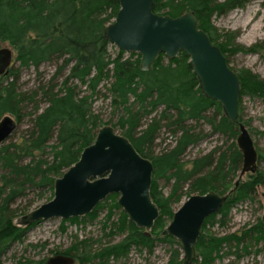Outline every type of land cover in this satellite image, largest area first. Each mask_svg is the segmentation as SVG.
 Segmentation results:
<instances>
[{"label": "trees", "instance_id": "obj_1", "mask_svg": "<svg viewBox=\"0 0 264 264\" xmlns=\"http://www.w3.org/2000/svg\"><path fill=\"white\" fill-rule=\"evenodd\" d=\"M243 3L244 0H155L152 12L171 18L192 13L199 29L228 63V53H255L256 47L229 50L213 38L214 29L209 23L214 15H223ZM118 9V0H0V44L11 47L18 64L0 76V119L10 115L18 127L28 119L26 129L0 146V256L36 225H15L17 211L12 206L30 193L39 199L50 193V201L55 180L78 161L81 152L94 142L98 129L110 125L129 140L141 157L151 161L150 196L159 216L147 237L127 219L117 204V195H111L92 213L63 220L60 227L64 229L67 222L93 221L104 212L102 239L118 235L122 239L106 245L75 240L57 255L72 258L73 264H111L126 258L132 248L151 254L156 244L167 243L177 248L169 264H181L178 242L171 236H162V232L183 201L195 194L214 192L227 195V199L218 213L204 221L193 264H215L224 256H234L238 261L250 255H261L264 263V218L241 232L219 236L211 231L216 224L227 225L234 205L253 201L256 188L263 182L264 175L258 172L228 188L242 166L236 146L240 114L238 123L233 124L224 117L217 102L202 95L184 53L172 61L159 55L147 72L140 70L137 54L117 51L111 58L103 30L112 23ZM46 64L55 65L49 80L33 92H20V70L32 68L41 75L39 69ZM236 75L241 85L239 101L245 95L264 99V81L250 74ZM102 90L111 109L107 123L91 113L93 99ZM40 102L45 103L43 109ZM162 131L173 141L156 154L153 148ZM213 135L224 139L222 146L184 160L190 148ZM160 182L169 188L165 196ZM94 243L99 244L96 249L92 248ZM18 264L46 261L35 263L20 258Z\"/></svg>", "mask_w": 264, "mask_h": 264}, {"label": "water", "instance_id": "obj_2", "mask_svg": "<svg viewBox=\"0 0 264 264\" xmlns=\"http://www.w3.org/2000/svg\"><path fill=\"white\" fill-rule=\"evenodd\" d=\"M154 1L118 0L119 9L113 22L103 30L104 39L118 51L137 54L142 72L149 71L159 55L172 61L179 53H184L202 95L217 102L224 117L237 124L241 85L226 57L199 29L192 13L176 18L157 15L152 12ZM12 56L10 49H0V76L8 73ZM16 129L12 117L6 115L0 119V146ZM236 146L242 156L238 177L241 180L246 174H254L257 168V153L243 124H238ZM152 175L151 161L141 157L129 140L114 128L103 126L98 129L94 142L81 152L78 161L55 180L52 199L20 218L19 226L83 218L107 197L117 195V204L127 219L149 237L159 216L150 196ZM226 199L227 195L214 192L195 194L173 213L162 236H171L178 242L181 264H193L204 221L218 213ZM46 264H73V259L54 255Z\"/></svg>", "mask_w": 264, "mask_h": 264}, {"label": "rangeland", "instance_id": "obj_3", "mask_svg": "<svg viewBox=\"0 0 264 264\" xmlns=\"http://www.w3.org/2000/svg\"><path fill=\"white\" fill-rule=\"evenodd\" d=\"M223 3L226 0H216ZM113 22V21H112ZM111 24V23H110ZM210 26L214 29L213 38L217 43L227 45L228 49H249L256 47L255 53H234L228 58V65L236 74H250L264 81V0H244L243 5L227 11L223 15L213 16L210 21ZM109 25V24H108ZM263 47V48H262ZM8 48L12 51L11 68L18 66L14 62L15 54L7 43L0 44V49ZM117 49L114 46H109L108 54L113 58L117 54ZM128 55V54H125ZM55 71V65L46 64L40 67L39 73L34 69H21L18 81L19 91L29 93L35 91L43 83L49 80ZM102 85V84H101ZM83 90L85 88H82ZM106 93L102 90L101 94L93 99L91 105V113L100 116L102 123H107L110 120L111 109L109 107V99ZM239 114L242 122L247 129L254 148L257 153L256 171L264 175V99L250 98L243 96L239 101ZM40 109L45 107L44 102H40ZM10 116V115H9ZM12 117V116H11ZM13 118V117H12ZM28 126V119L24 120L21 126L4 144L15 139L18 133ZM106 126V125H105ZM110 126V125H109ZM118 133V130L115 129ZM205 132L208 128L204 126ZM172 138L169 134L162 131L159 138L155 142L153 151L157 154L164 150L167 145L172 143ZM224 139L221 136L213 135L202 140L196 147L190 148L185 157V161H190L198 155L208 153L215 146H222ZM250 174H246L241 181H247ZM239 172L231 179L228 188H232L234 182L238 180ZM262 184L256 188L253 201H244L234 205L229 211V221L225 227H220L217 224L211 228V231L216 235L231 234L234 232L244 231L255 225L259 220L264 218V176ZM162 193L168 194L169 188L165 187L160 182ZM50 193H47L42 199L37 198L36 194L30 193L26 197L19 199L12 209L17 211V216L14 224L19 226L18 220L25 216L30 211L36 209L42 204L49 202ZM185 200V198L183 199ZM181 205V204H180ZM179 205V206H180ZM105 213L101 212L93 221L85 223L72 224L65 223L64 229H61V221L53 219L35 225L28 230L21 241L9 243L10 247L0 256V264H18L21 260H30L38 263L47 261L50 257L57 255V252H63L68 249L75 240L99 241L101 244L117 243L122 239V235L115 236L112 239H102L101 224ZM116 219V216H115ZM20 227V226H19ZM174 241H176L173 238ZM177 242V241H176ZM99 244L94 243L93 249H96ZM175 246L169 244L158 243L153 248V252L149 254L145 249L132 248L127 257L118 262L111 264H169ZM179 255V260L182 262V253ZM76 264V263H74ZM215 264H264L261 255L254 258L253 255L244 256L236 261L234 256L223 257Z\"/></svg>", "mask_w": 264, "mask_h": 264}, {"label": "flooded vegetation", "instance_id": "obj_4", "mask_svg": "<svg viewBox=\"0 0 264 264\" xmlns=\"http://www.w3.org/2000/svg\"><path fill=\"white\" fill-rule=\"evenodd\" d=\"M4 76V75H3Z\"/></svg>", "mask_w": 264, "mask_h": 264}]
</instances>
